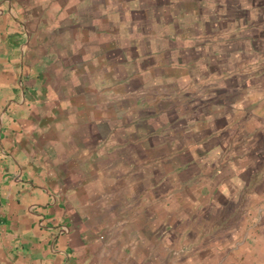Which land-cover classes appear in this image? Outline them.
Instances as JSON below:
<instances>
[{"label": "rangeland", "instance_id": "1", "mask_svg": "<svg viewBox=\"0 0 264 264\" xmlns=\"http://www.w3.org/2000/svg\"><path fill=\"white\" fill-rule=\"evenodd\" d=\"M45 2L79 39L57 82L104 112L113 262L264 264V0Z\"/></svg>", "mask_w": 264, "mask_h": 264}, {"label": "crops", "instance_id": "2", "mask_svg": "<svg viewBox=\"0 0 264 264\" xmlns=\"http://www.w3.org/2000/svg\"><path fill=\"white\" fill-rule=\"evenodd\" d=\"M45 1L0 0V264H119L105 168L94 178L104 112L57 82L79 39L50 33L62 5Z\"/></svg>", "mask_w": 264, "mask_h": 264}]
</instances>
